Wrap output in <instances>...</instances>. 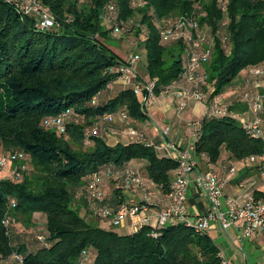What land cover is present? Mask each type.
<instances>
[{"label":"trees","instance_id":"obj_1","mask_svg":"<svg viewBox=\"0 0 264 264\" xmlns=\"http://www.w3.org/2000/svg\"><path fill=\"white\" fill-rule=\"evenodd\" d=\"M39 1L56 26L42 29L12 0H0V157L7 158L0 172V264H223L207 231L178 220L142 223L124 234L101 227L99 208L115 212L129 200L124 178L127 170L138 169L133 160L144 163L146 185L164 194L177 162L146 140L110 145L105 133L87 130L112 124L103 122L105 114L126 115L133 127L147 119L129 86L102 99L127 63L107 45L112 34L136 36L145 49L147 79H141L153 81L159 96L183 80L187 49L183 39L164 41L161 27L194 18L209 40V57L199 69L202 87H210V97L242 88L225 104L226 114L202 117L194 155L205 156L207 165L223 150L238 161L254 157L251 162L264 174V135H249L237 117L247 111L245 72L264 64V0ZM63 112L69 117L65 133H59L46 122ZM104 179L115 182L109 198ZM40 218L45 232L29 238ZM19 232L29 236L20 238Z\"/></svg>","mask_w":264,"mask_h":264},{"label":"built area","instance_id":"obj_2","mask_svg":"<svg viewBox=\"0 0 264 264\" xmlns=\"http://www.w3.org/2000/svg\"><path fill=\"white\" fill-rule=\"evenodd\" d=\"M12 3L20 7L25 14L33 15L37 20L38 26L42 29H49L57 25L52 13L39 0H12ZM161 37L164 41L178 39L186 41V62L182 78L188 83L189 88L179 87L175 83L163 90L160 95H176L178 111L186 109L188 101L194 98L203 102L207 107L205 115L219 116L226 114V106L219 101L218 96L201 100L204 95L200 90H202V86L205 83V76L199 73V69L202 62L209 57V49L206 47L209 45V40L207 34L199 28L197 21L194 18L182 17L176 22L166 23L161 27ZM126 59L127 63L121 65L118 69L117 81L131 87L138 97L139 95L141 96L142 108L147 114L149 106L156 99L154 82L142 79V82L138 81L134 66L139 61L138 55L130 52L127 54ZM253 79L255 81L264 80V64L247 70L242 94V100L247 105V111L244 113L246 117L243 119L240 115L237 117L243 121L245 130L249 135L260 137L264 135V82L262 81V84L261 82L254 83L251 81ZM108 87L111 88V84ZM96 101L97 97H94L92 103L94 104ZM68 117L69 112H63L59 116L47 120L46 124L55 128L59 133H65ZM115 118L114 114H105L102 120L103 122H113ZM120 119L125 120L126 115H122ZM99 128V125H96L93 127V131H98ZM126 132L132 139L145 140L144 134L133 126H128ZM160 133L165 139L164 144L160 148L164 151L165 156L176 160L177 167L174 171L170 191L167 194L168 204L158 212L154 223L164 225L178 220L193 226L197 230L207 231L213 221L218 222L223 230H227L233 223L241 222V234L243 237H253L258 234L264 236V200L256 198L253 194H247L242 202L228 197L225 199V209H223L220 199L223 196L226 181L210 169L197 173L193 180L208 200L209 209L203 214H190L185 202L192 181L191 175L198 168V160L194 155V140L188 148H182L168 138L169 126L161 127ZM260 159L263 160L264 157H260ZM249 160L254 161L255 158L251 157ZM6 166L7 158L4 156L0 157V172H3ZM98 181L99 179H96L90 184L89 188L92 196H96ZM124 187L127 191H132L135 188L142 189L145 202L138 203L134 198H129L115 212L99 208L98 214L104 219H109L114 226L121 225L126 217H135L147 209L148 187L138 169L127 170L124 178ZM148 222H150V218L145 217L135 225L134 230L142 223ZM4 224H8V220H5ZM223 264L229 263L224 261Z\"/></svg>","mask_w":264,"mask_h":264},{"label":"crops","instance_id":"obj_3","mask_svg":"<svg viewBox=\"0 0 264 264\" xmlns=\"http://www.w3.org/2000/svg\"><path fill=\"white\" fill-rule=\"evenodd\" d=\"M176 85L182 88H189L188 83L184 80H181ZM107 95L108 97H105V99L111 97L109 94ZM176 104V95L168 94L156 96L155 101L148 108L147 119H149V121L151 118L162 119L164 120L162 126H158L155 123L149 124L147 119L145 121H136L133 123L134 127L144 134L145 140L148 143L153 145L161 144L165 141L160 133V128L164 126H169L168 138L178 144L180 147H189L193 143L194 131L199 126L200 121L191 118L194 114H200L204 109L203 106H205V104L195 100L194 98H191L188 101V107L186 108V111L182 114H175ZM240 116L242 119L246 117L245 114H241ZM116 118L120 117L116 116ZM118 127H115L113 131L109 130L107 133V142L110 145H114L118 141L128 142L135 140L128 137L126 129L123 130L120 128V126ZM188 128L190 129L189 135L186 132V129ZM149 133H151L152 138L155 139L154 142L150 141ZM115 134H119L121 138L115 137ZM122 139L127 140L123 141ZM162 155H164L163 152ZM197 160L198 168L191 175L192 181L190 183L187 199L185 202L190 214H203L209 209L208 200L193 181L197 173L208 169L212 170L226 181L224 193L221 197L223 203H225V199L228 197L237 199L238 201L241 200L242 202L247 194L254 192L260 194V199L264 200V174L258 172L250 160H235L225 150L221 152V155L215 164L207 165L205 156H201ZM143 164L144 163L139 160H133L131 162V165L137 168L138 165ZM106 187L107 186L104 184L103 188L105 197L109 198L113 188L110 189ZM147 187V193L149 196L146 211L138 214L135 217H126L119 226H113L109 219L100 220V226L106 229H114L116 232L124 234L133 231L135 225L145 217H149L150 222L154 223L158 212L167 206L168 198L167 194L162 193L159 188L153 187L150 184H148ZM123 194L126 196V198L131 197V192H124ZM134 196L133 197L136 201L143 200L144 198L143 193H140V190L134 193ZM207 232L212 236L213 240L217 244L223 260L229 264H252L248 252L253 251V249H259L261 242L264 240V236L261 234L255 235L253 237H243L241 234V222L233 223L227 230H223L220 228L218 222L213 221L207 229ZM255 264H258V262Z\"/></svg>","mask_w":264,"mask_h":264},{"label":"rangeland","instance_id":"obj_4","mask_svg":"<svg viewBox=\"0 0 264 264\" xmlns=\"http://www.w3.org/2000/svg\"><path fill=\"white\" fill-rule=\"evenodd\" d=\"M123 30V29H122ZM201 31H204L205 30H201ZM123 31H120L119 33L117 32V34L113 35L112 34V37L115 38V39H110L107 41V45L109 47H111L112 49H114L116 52H118L122 57H126L128 53L132 52L133 54H136L139 56V61L134 65L135 66V71L137 72V79L138 81L140 80L141 81V77L144 78V79H147V76L145 74V71H144V66H145V49L142 47V46H138L137 45V42L136 41V36L134 34H122ZM206 33V32H205ZM139 38V41H141L143 38H144V34H140L138 36ZM247 72H245V75H246ZM253 81L254 83L256 82H261V84L264 82V80H257L255 81L254 79L251 80ZM263 81V82H262ZM142 82V81H141ZM125 87H128L126 85H123L121 82L119 81H116V82H113L111 83V88L110 89H107L103 94L102 96V99H105V97H108L107 94H109V96L111 97H114L118 91L122 90L123 88ZM241 85H236L235 88L229 92L228 94H225L223 96H218V99L219 101L222 103V104H227L230 99H235L237 98V96H239L240 92H241ZM204 97L203 99H201L202 101L203 100H206V98H210L209 94H210V87H202V90H200ZM231 94V95H230ZM139 98H141V96L139 95ZM219 102V104H220ZM221 104V105H222ZM204 109L201 111L200 114L198 115H193V117L191 119H195L197 121H200L202 119V117L205 115V112L207 111V107L206 106H203ZM186 109L184 110H181V111H178L177 107L175 108V114L177 113H180L182 114L183 112H185ZM148 123L149 124H156L158 126H162V123L164 122V120L162 119H158V118H151V120L149 121V119H147ZM239 123L241 125H243V121L239 120ZM127 122L123 119H120V118H115L114 121L112 122V124H103V123H100L99 125V130L98 131H93L91 128H89L87 130V132L89 134H98V135H101L102 133L106 134L107 136V133L109 132V130H112L115 128V127H118L120 126L121 129L125 130L127 129ZM264 126V124H263ZM119 128V127H118ZM186 132L187 134L189 135L190 134V129H186ZM264 132V131H263ZM149 139L151 142H154L155 139L152 138V135L151 133H149ZM115 137H118V138H121V136L119 134H115L114 135ZM128 137L131 138V136L128 134ZM108 138V137H107ZM123 141H126L127 139H122ZM164 144V142H162L161 144H153L156 148V151L159 155H162V152H164L160 147ZM186 145V144H185ZM185 148H188L187 146ZM138 172L141 174V176L144 178V171H143V165H138ZM107 186L106 188H114L115 186V182H111L110 180L108 179H104V182L102 183V185ZM140 190V193L142 192L144 194V192L142 191V189H138V188H135L133 189L132 191H128V192H131V197L129 198H134V193L138 192ZM134 192V193H132ZM134 196V197H133ZM135 199V198H134ZM240 200V199H239ZM241 202V200L239 201ZM220 203H221V207L223 209H225V203L222 202V200L220 199ZM37 220V227L31 232V236L29 238H34L35 235H38L40 233H44L45 232V229H44V219L43 218H40V219H36ZM20 229V228H19ZM19 236L20 238L21 237H26V236H29V234H24L22 232H19ZM249 258H250V261L252 262V264H255L256 262H258V264H264V240L261 242L260 244V248L255 250L253 249V251H249ZM10 264V263H8ZM12 264H16L15 262H13Z\"/></svg>","mask_w":264,"mask_h":264}]
</instances>
